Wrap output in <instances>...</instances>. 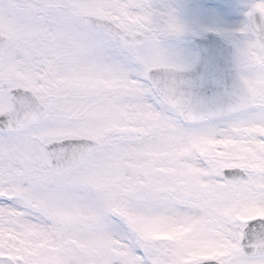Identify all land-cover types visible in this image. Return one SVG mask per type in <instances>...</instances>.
Returning a JSON list of instances; mask_svg holds the SVG:
<instances>
[{"label": "snow or ice", "instance_id": "6c2138e0", "mask_svg": "<svg viewBox=\"0 0 264 264\" xmlns=\"http://www.w3.org/2000/svg\"><path fill=\"white\" fill-rule=\"evenodd\" d=\"M0 264H264V0H0Z\"/></svg>", "mask_w": 264, "mask_h": 264}]
</instances>
